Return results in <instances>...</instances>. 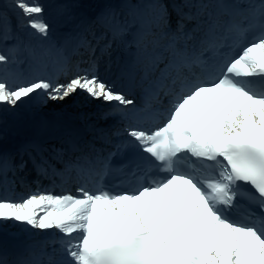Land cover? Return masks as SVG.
I'll use <instances>...</instances> for the list:
<instances>
[{
	"label": "snow or ice",
	"instance_id": "obj_1",
	"mask_svg": "<svg viewBox=\"0 0 264 264\" xmlns=\"http://www.w3.org/2000/svg\"><path fill=\"white\" fill-rule=\"evenodd\" d=\"M0 264H264V0H0Z\"/></svg>",
	"mask_w": 264,
	"mask_h": 264
},
{
	"label": "bare ground",
	"instance_id": "obj_2",
	"mask_svg": "<svg viewBox=\"0 0 264 264\" xmlns=\"http://www.w3.org/2000/svg\"><path fill=\"white\" fill-rule=\"evenodd\" d=\"M69 103H71V102H69Z\"/></svg>",
	"mask_w": 264,
	"mask_h": 264
}]
</instances>
